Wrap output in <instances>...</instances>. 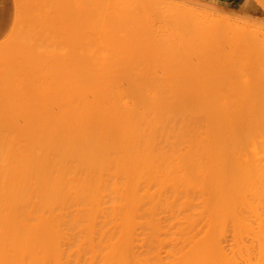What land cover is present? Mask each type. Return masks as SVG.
Instances as JSON below:
<instances>
[{
  "label": "bare ground",
  "instance_id": "bare-ground-1",
  "mask_svg": "<svg viewBox=\"0 0 264 264\" xmlns=\"http://www.w3.org/2000/svg\"><path fill=\"white\" fill-rule=\"evenodd\" d=\"M25 1L0 46V264H264V0L253 24Z\"/></svg>",
  "mask_w": 264,
  "mask_h": 264
},
{
  "label": "rangeland",
  "instance_id": "rangeland-1",
  "mask_svg": "<svg viewBox=\"0 0 264 264\" xmlns=\"http://www.w3.org/2000/svg\"><path fill=\"white\" fill-rule=\"evenodd\" d=\"M18 2L20 1V0H17ZM16 0H0V46H1V44L3 43L4 44V41L5 40H7L8 39V34L10 35L11 33H12V29H13V27L12 26H14V20H15V16L17 17V16H19V15H16V14H20V13H18L19 11L21 12V10H20V8H18V7H20L19 5H20V2L18 3ZM27 1V0H26ZM25 1V2H26ZM31 0H29L27 3H29ZM217 1H220V2H222L223 3V6H221L222 4H219V2H217ZM248 1L249 2H251L250 3V5H252V8H250L251 10H249V9H241L243 6H248L247 4H249L248 3ZM22 2H23V0H22ZM205 2H207L208 4H214L215 6L216 5H220L219 7H221L222 9L224 8V10H220V11H224V12H226V13H228L227 11H230V10H232L231 12H235V13H238V11L240 12H243V13H245V14H242L241 12V14H242V16H245V18L246 19H248V22L249 23H252L253 24V22L252 21H254V23L255 22H257L256 20H255V18H257L258 19V16H261V8L262 7H260V4H259V2H256V1H254V0H212V1H203V3H205ZM209 2H211V3H209ZM19 4V5H18ZM23 4H25L24 2H23ZM21 5L22 7L24 6V5ZM212 4V5H213ZM9 5V6H8ZM31 5V6H30ZM33 4L30 2L29 3V5H28V7H30V9H31V11H32V8H34L35 6H32ZM205 5H207V4H205ZM213 5V6H214ZM8 7H9V9H8ZM25 7V6H24ZM32 7V8H31ZM216 7H218V6H216ZM218 7V8H219ZM16 8V9H15ZM18 8V9H17ZM25 8H27V7H25ZM24 8V9H25ZM221 8H219V9H221ZM227 8H229V10L227 9ZM231 8V9H230ZM15 10V11H14ZM225 10H227V11H225ZM18 11V12H17ZM23 11V10H22ZM26 11H28V10H25V12ZM2 12V13H1ZM30 12V11H29ZM231 12H229L230 14H231ZM15 13V14H14ZM31 13V12H30ZM228 13V14H229ZM251 13V14H250ZM4 15V17H3V15ZM13 14H14V16H13ZM25 13H23L22 15H24ZM29 14V13H28ZM257 14V15H256ZM10 15V16H9ZM21 15V14H20ZM27 15V14H26ZM28 16V15H27ZM254 16V17H253ZM256 16V17H255ZM14 17V18H13ZM251 17L252 18H254V19H252V21H251ZM250 19V20H249ZM9 22V23H8ZM11 28H10V27ZM24 27L26 28V29H31V28H33V26L31 27L30 25H24ZM29 27V28H28ZM35 27V26H34ZM49 27V26H48ZM51 27H53L52 25H51ZM9 28H10V31H9ZM7 29H8V31H7ZM29 29V30H30ZM6 33H7V35H6ZM5 35V36H4ZM3 36V37H2ZM8 36V37H7ZM1 37H2V39H1ZM5 37H6V39H5ZM48 37H50V35L49 36H47L46 35V38H45V40L47 41L49 38Z\"/></svg>",
  "mask_w": 264,
  "mask_h": 264
}]
</instances>
